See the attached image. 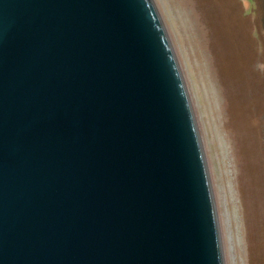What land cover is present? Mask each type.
I'll return each instance as SVG.
<instances>
[{
	"label": "water",
	"instance_id": "95a60500",
	"mask_svg": "<svg viewBox=\"0 0 264 264\" xmlns=\"http://www.w3.org/2000/svg\"><path fill=\"white\" fill-rule=\"evenodd\" d=\"M0 264H225L154 0H0Z\"/></svg>",
	"mask_w": 264,
	"mask_h": 264
},
{
	"label": "rangeland",
	"instance_id": "374dc122",
	"mask_svg": "<svg viewBox=\"0 0 264 264\" xmlns=\"http://www.w3.org/2000/svg\"><path fill=\"white\" fill-rule=\"evenodd\" d=\"M205 152L224 263L264 264V0H154Z\"/></svg>",
	"mask_w": 264,
	"mask_h": 264
}]
</instances>
